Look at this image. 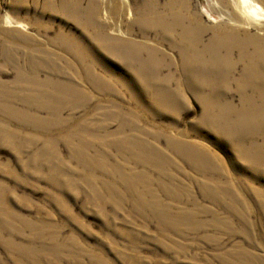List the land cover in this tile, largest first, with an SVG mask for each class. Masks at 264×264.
Returning a JSON list of instances; mask_svg holds the SVG:
<instances>
[{
  "label": "rangeland",
  "instance_id": "374dc122",
  "mask_svg": "<svg viewBox=\"0 0 264 264\" xmlns=\"http://www.w3.org/2000/svg\"><path fill=\"white\" fill-rule=\"evenodd\" d=\"M237 6L0 0V264H264V18Z\"/></svg>",
  "mask_w": 264,
  "mask_h": 264
},
{
  "label": "bare ground",
  "instance_id": "6f19581e",
  "mask_svg": "<svg viewBox=\"0 0 264 264\" xmlns=\"http://www.w3.org/2000/svg\"><path fill=\"white\" fill-rule=\"evenodd\" d=\"M257 0H238L239 12L245 19L256 20L264 18V9Z\"/></svg>",
  "mask_w": 264,
  "mask_h": 264
}]
</instances>
